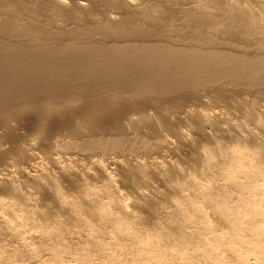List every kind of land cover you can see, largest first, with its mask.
<instances>
[{
	"label": "bare ground",
	"instance_id": "obj_1",
	"mask_svg": "<svg viewBox=\"0 0 264 264\" xmlns=\"http://www.w3.org/2000/svg\"><path fill=\"white\" fill-rule=\"evenodd\" d=\"M0 264H264V0H0Z\"/></svg>",
	"mask_w": 264,
	"mask_h": 264
},
{
	"label": "rangeland",
	"instance_id": "obj_2",
	"mask_svg": "<svg viewBox=\"0 0 264 264\" xmlns=\"http://www.w3.org/2000/svg\"><path fill=\"white\" fill-rule=\"evenodd\" d=\"M245 3H249V1H246ZM253 260V259H252Z\"/></svg>",
	"mask_w": 264,
	"mask_h": 264
}]
</instances>
